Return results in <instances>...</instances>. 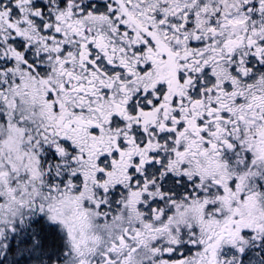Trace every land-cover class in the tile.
<instances>
[{"label": "snow or ice", "instance_id": "obj_1", "mask_svg": "<svg viewBox=\"0 0 264 264\" xmlns=\"http://www.w3.org/2000/svg\"><path fill=\"white\" fill-rule=\"evenodd\" d=\"M0 264H264V0H0Z\"/></svg>", "mask_w": 264, "mask_h": 264}]
</instances>
